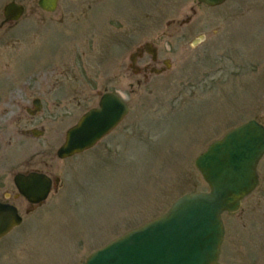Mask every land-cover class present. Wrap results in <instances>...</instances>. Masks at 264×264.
Wrapping results in <instances>:
<instances>
[{
  "label": "rangeland",
  "instance_id": "1",
  "mask_svg": "<svg viewBox=\"0 0 264 264\" xmlns=\"http://www.w3.org/2000/svg\"><path fill=\"white\" fill-rule=\"evenodd\" d=\"M11 1L25 10L0 30V92L2 79H16L9 91L20 101V127L37 126L22 108L39 98L50 131L30 151L47 149L46 140L55 151L104 89L119 91L130 113L92 149L51 162L62 185L32 214L14 202L23 222L0 240V264H84L184 194L208 191L194 159L209 144L249 120L264 125V0L213 8L197 0H58L52 15L38 0H0V23ZM145 42L171 67L130 91L121 69ZM256 171L255 190L221 217L220 264H264V155Z\"/></svg>",
  "mask_w": 264,
  "mask_h": 264
},
{
  "label": "water",
  "instance_id": "2",
  "mask_svg": "<svg viewBox=\"0 0 264 264\" xmlns=\"http://www.w3.org/2000/svg\"><path fill=\"white\" fill-rule=\"evenodd\" d=\"M226 0H198L208 7ZM45 12L57 7V0H39ZM23 8L10 3L4 8V23L16 21ZM148 52L150 44L145 45ZM127 107L116 94H105L99 109H92L70 128L57 156L69 158L92 148L122 120ZM264 155V126L249 120L211 143L195 160V166L209 188L178 198L159 217L133 229L91 253L84 264H220L224 236L223 213L237 212L241 201L256 187V167ZM31 175L17 182V189L31 203L38 204L49 193L48 180L39 184ZM15 207L0 203V240L22 220Z\"/></svg>",
  "mask_w": 264,
  "mask_h": 264
},
{
  "label": "flooded vegetation",
  "instance_id": "3",
  "mask_svg": "<svg viewBox=\"0 0 264 264\" xmlns=\"http://www.w3.org/2000/svg\"><path fill=\"white\" fill-rule=\"evenodd\" d=\"M37 7L43 14L46 15H52L54 11H56L54 10L52 12H45L38 6V2ZM24 10L21 17H19L16 22L4 24L3 26H0V30L5 25L11 26L12 24H17L18 21L22 18ZM43 14L42 16L45 18L46 16ZM75 18L76 15L73 16L70 21H74ZM113 21L114 20H111L112 23ZM111 22L108 21V27L106 29L107 33H114L111 32ZM130 37L131 35H129L128 38H125L124 42H128L130 40ZM4 42L5 39L0 38V44ZM148 43L149 42H145L141 44V46L134 48L135 50L133 51V53L128 55L126 64L122 66L121 70H123V79L128 82L127 86L130 91L133 90L134 86L143 88V86L150 78L153 79V77L163 76L171 67L169 60L166 58H161L158 50L154 48L152 43H149L151 44V52L147 51L145 45H147ZM132 75L138 77L137 79L133 80V83ZM13 80L16 81V79H13L11 77H8L5 80H1L4 84H6V88L0 92V109L4 110L12 106H16L17 108L16 113L10 112V114H8L7 116L6 114L4 115L0 112V203L9 204L15 207L17 210L18 208L14 205V202L18 201V199L22 200L23 202L25 201V203L28 205L25 214L29 215L32 214V212L36 208L42 206V204L45 203L46 200L40 202V204L29 202V200L26 199V197L17 189V182H20L21 180L26 181L31 175H33L34 178H39L37 181L39 184H44V181L48 180L50 195L52 191H57L62 183L60 177H53L51 175V172H48V169L50 168L49 166L51 162L53 163V165L55 164L56 166H60L61 164H63V160L66 159H61L59 158V156H56L57 150L60 145L54 151L52 150V144L49 142V140H46L45 144L47 146V149H42V151H30L31 149L36 148L35 144H31L34 143V141L44 139L45 137L50 138V131L46 129L45 126H43L46 119L48 118L42 116L44 114V105L42 104L44 103L39 98H36L32 101V104L30 106L22 109L24 110L27 121L30 122L31 125L37 123V126L20 127V101H18L14 97L15 93L13 91L12 93L11 91H9L11 89V83L14 82ZM107 90L108 89H104L102 92L97 93L99 101L105 94H117L120 96L127 107V112L124 114L120 122L121 124L129 116L130 105L127 101H125V97L119 91L115 89L112 91ZM100 93H102L101 96L99 95ZM39 165H41L42 167H39ZM54 169L57 168L54 167ZM58 169L63 171V168ZM4 188H10L12 190L3 192L2 190Z\"/></svg>",
  "mask_w": 264,
  "mask_h": 264
}]
</instances>
